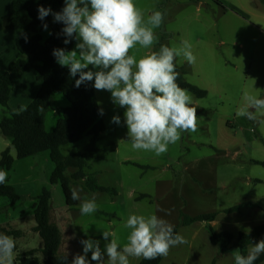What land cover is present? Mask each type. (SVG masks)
I'll use <instances>...</instances> for the list:
<instances>
[{
	"label": "rangeland",
	"instance_id": "374dc122",
	"mask_svg": "<svg viewBox=\"0 0 264 264\" xmlns=\"http://www.w3.org/2000/svg\"><path fill=\"white\" fill-rule=\"evenodd\" d=\"M217 1L222 5L215 0H135L144 10L145 18L157 10L165 15L161 26L154 30L158 42L151 49L137 45L131 54L139 58L148 51L159 50L161 45L180 47L187 40L196 62L189 64L181 56L175 60L176 67L186 82L205 90L207 95L198 98L190 93L192 106L197 108V131L182 133L178 142L157 156L131 147L124 124L125 110L113 104L110 92L95 89L106 131L97 144L98 156L85 172L95 175L102 186L114 188L115 197L88 193L83 180L72 179L71 187L80 190L81 199L79 206L70 210L61 185L50 184L55 164L49 152L18 160L11 140L0 134V156L10 149L15 158L7 180L23 197L12 204L0 196V225L24 232L15 240L19 245L15 260L28 250L43 247L42 239L33 230L36 225L33 205L47 188L52 193L53 221L63 231V250L71 252L72 259L78 253L83 254L80 241L84 237L101 236L100 247L104 250L111 237L105 241L102 233L108 231L123 246L130 233L124 227L130 214H156L174 228L179 227V234L186 240L172 247L161 264H234L235 240L215 242L208 227L236 238L241 232L249 233L264 225V165L254 163H264V125L236 115L243 103V92L264 98V0ZM50 33L49 29H43L40 35L45 41ZM52 104L54 109L45 113L49 133L56 128L69 102L62 94H55ZM5 115L0 106V120ZM114 115L121 117L119 125L111 122ZM259 120H264V116H258ZM90 141L91 137L85 136L77 143L63 146L61 153L67 156L77 152ZM77 172L69 168L66 176L72 178ZM93 196L97 210L91 215H81V202ZM245 202H259L261 207L240 213L224 212ZM182 213L218 215L209 224L181 227ZM262 239L264 235L252 245ZM87 259L90 264H97L91 260V252ZM142 259L130 258V264H140Z\"/></svg>",
	"mask_w": 264,
	"mask_h": 264
},
{
	"label": "clouds",
	"instance_id": "9594fccd",
	"mask_svg": "<svg viewBox=\"0 0 264 264\" xmlns=\"http://www.w3.org/2000/svg\"><path fill=\"white\" fill-rule=\"evenodd\" d=\"M49 14L54 22L64 25L61 34L65 45L72 39L77 40L73 50L53 49L56 62L67 67L72 77L78 75L77 88L94 81L96 90L110 92L113 104L125 110L127 140L134 150L151 151L159 156L167 152L169 145L178 142L182 133L197 131V108L192 106L190 92L177 83L179 73L175 64L176 58L181 56L189 64L196 62L192 45L184 40L180 47L161 45L159 50L148 51L139 58L131 54L137 45L151 49L158 42L154 30L164 20L162 11H153L145 18L144 10L135 0H64L58 12L50 7L38 8L41 21ZM43 27L46 30L48 25ZM242 101L237 117L264 125V120L258 121V116H264V98L245 91ZM100 114H103L102 108ZM111 122L119 125L121 117L114 115ZM7 179L8 172L0 169V185ZM70 191L71 199H81L80 190L72 188ZM96 210L94 196L80 204L81 215H91ZM124 227L130 229V233L123 246L112 233L103 231L105 241L111 237L104 250L99 240H81L83 254H76L71 264H90L89 252L91 260L97 264H130V258L153 260L167 256L172 247L186 243L174 232L171 223L156 214H130ZM15 248V239L0 233V264H14ZM261 253H264V239L252 245L247 255L234 250V264H254ZM62 259L66 262V256Z\"/></svg>",
	"mask_w": 264,
	"mask_h": 264
},
{
	"label": "trees",
	"instance_id": "16d2710c",
	"mask_svg": "<svg viewBox=\"0 0 264 264\" xmlns=\"http://www.w3.org/2000/svg\"><path fill=\"white\" fill-rule=\"evenodd\" d=\"M217 4L221 2L215 0ZM50 7L53 12L60 11L64 6V0H15L12 3L11 13L7 19L8 30H25L35 35L26 39H20L16 47L20 54L26 56L25 60L19 59L10 64L8 70L0 69V106L5 109L6 115L0 120V134L11 140L12 147L17 153V159L22 160L29 157L49 152L50 160L55 164V169L50 177V184H60L66 204L70 210L79 206V200L71 199V182L83 180L84 188L88 193H105L112 197L117 195L114 188L102 186L95 175L85 172L89 163L99 154L97 146L101 135L106 131V125L100 114V105L97 99L95 88L92 82L82 84L79 88L75 86L76 77L70 75L67 67L60 66L52 51L55 48H64L66 51L73 50L77 40L72 39L67 45L63 43L65 37L61 34L64 27L62 23L54 22L53 16L49 14L43 21L38 19V8ZM47 24L51 35L43 40L39 34ZM34 71L42 81L41 87L34 100L22 111L15 112L10 108V96L13 92V74L22 76ZM179 73L177 83L180 87L187 89L198 98L207 95L205 90L186 82ZM62 94L69 106L63 110L62 116L58 119L56 128L52 133L46 131L45 113L53 110L52 96ZM90 136V143L83 149L64 156L61 148L68 144L81 141L83 137ZM15 158L10 149H6L0 156V169L7 172L13 168ZM255 164L264 165L254 161ZM76 169L78 172L72 178L66 176V171ZM0 196L8 198L12 204L23 199L15 187L5 184L0 185ZM259 202H245L226 209V214L240 213L248 208H260ZM36 225L34 232L43 241V248L28 251L18 256L14 264H71L72 259L60 253L63 241V234L58 224L53 221L52 215V193L47 188L36 197L33 205ZM112 217L111 214H103ZM217 213L200 214L190 216L181 214V227H190L196 223H212ZM208 231L213 241L224 240L225 243L235 240V247L242 255H247V250L255 241L264 235V225L256 227L249 233L241 232L235 238L230 233H216L209 226ZM179 233V227L174 228ZM0 233L7 234L15 240L23 236L22 230H15L8 226L0 225ZM101 236H88L84 239L99 240ZM17 248H15V251ZM39 253V254H38ZM41 255V256H39ZM66 256V262L62 259ZM164 256L153 260L142 259L140 264H161ZM264 262V253H261L254 264ZM214 264V262H213Z\"/></svg>",
	"mask_w": 264,
	"mask_h": 264
},
{
	"label": "crops",
	"instance_id": "0c3cea01",
	"mask_svg": "<svg viewBox=\"0 0 264 264\" xmlns=\"http://www.w3.org/2000/svg\"><path fill=\"white\" fill-rule=\"evenodd\" d=\"M14 1L15 0H0V69L2 70H8L10 64L19 59L22 60L26 59L25 55L19 53L16 47V43L20 39H25V36H27V38H30L35 35L34 33L25 30L13 31V30H8L6 28L8 25L7 19L11 13L12 3ZM12 78H13V92L10 96L9 105L13 111L19 112L25 109L34 100L41 87L42 81L37 77V74L34 71H30L22 76L13 74ZM58 226L61 229L60 225ZM34 227L35 225L33 226V229ZM27 234H29V232ZM16 245H18V243ZM60 253L63 255H67L72 259L71 257L72 253L68 252L67 250L65 251L63 250V241L60 248Z\"/></svg>",
	"mask_w": 264,
	"mask_h": 264
}]
</instances>
